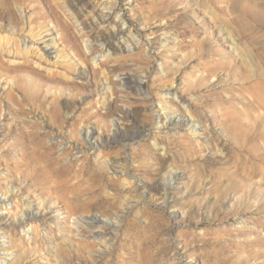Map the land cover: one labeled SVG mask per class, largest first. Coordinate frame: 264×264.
Wrapping results in <instances>:
<instances>
[{
  "label": "rangeland",
  "instance_id": "obj_1",
  "mask_svg": "<svg viewBox=\"0 0 264 264\" xmlns=\"http://www.w3.org/2000/svg\"><path fill=\"white\" fill-rule=\"evenodd\" d=\"M19 1L0 8V36L15 38L0 50L13 69H0V264H122L131 247L154 264H264V175L249 174H264V139L250 157L234 136L259 112L264 0ZM127 74L138 88L120 86ZM168 89L179 99H162ZM9 91L23 113L8 115ZM29 123L66 151L64 192L31 158Z\"/></svg>",
  "mask_w": 264,
  "mask_h": 264
},
{
  "label": "bare ground",
  "instance_id": "obj_2",
  "mask_svg": "<svg viewBox=\"0 0 264 264\" xmlns=\"http://www.w3.org/2000/svg\"><path fill=\"white\" fill-rule=\"evenodd\" d=\"M212 1L215 2V0H212ZM19 2H20L19 0H0V8H6L7 9V8H9L11 6L18 5ZM195 2H197V0ZM0 19H1V13H0ZM21 22L22 21H20L19 19L14 20V24H16L17 26H20ZM28 22L31 25V20L28 21ZM17 30L19 32L23 33V34L25 33V31L23 29V25H21V28L19 27ZM33 30L34 29L30 27V31L29 32L27 31L28 34H29L27 36H34V35H36L38 38H42L41 37V35H42L41 33H35L34 34V31ZM3 31L4 30H2V28H0V35L2 34L1 32H3ZM117 31H119V33L120 32L122 33V30L121 29H118ZM224 32L226 33V37L231 38V36L229 35V32H227V30L224 31ZM12 37L13 36H11V38ZM11 38L9 39L6 36H0V50H1V52L8 51V46L7 45L10 42ZM233 40L232 39L230 40L232 45L235 44ZM24 42H25V40H24ZM53 48H55V51L58 52L57 53L58 56H62L61 53H60V51H58V46H56V44H54ZM40 51H42V53L44 52V55L45 54L53 55V53L55 52V51H53L51 49V47L49 46V43L43 44L42 45V49H40ZM26 52H28V51H26ZM1 56H3V55H1ZM39 58H42V56H39ZM63 58H64V55H63ZM63 60H65V59H63ZM0 69L3 70L4 72H9V71H12L13 70L9 66H7V64H6L5 61H3L1 59H0ZM139 84L140 83L138 81L132 79L130 77V75H128V74L120 82V86H123V87H126V88H131V89L132 88H134V89L135 88H138ZM14 85L16 86V84H14ZM256 89H259V92L258 91L256 92L257 100H255L254 103H255L256 109H259V112H257V114L255 116H253V121H252V124L250 126V129L252 130V131H250L251 132V135L248 134L249 137H247V135H244L245 136L244 138H240V136H238L237 133L234 134L235 137H237V138L239 137V140L243 144V146L240 149L245 150L246 152H248L250 157L252 155H254L253 153H251L252 152L251 151V147L254 144H256V142H255L256 141L255 140V136L256 135H259L260 138H263L264 139V110L263 111L260 110V109H263L262 104H264L263 103L264 101L262 100V95L264 93V84L263 83L258 84V86H256ZM5 97H6L7 101L10 103V104L8 103L6 105V109L8 111V115H11V114L12 115L13 114L16 115V114L23 113V105L16 98V96H14L13 92H11V91L7 92L5 94ZM161 98L162 99H169V98H171L173 101H176L177 99H179V96H178V94L175 91L168 89L167 91L163 92ZM11 104L14 105V106H17L18 110L12 108L11 107ZM159 104L162 106V108H164V109L167 108L166 106L163 105V102L162 103H159ZM34 111H35V109L32 108V112L31 113H36L37 110L35 112ZM169 114H170L169 116H171L173 114V110L172 109H171V113H169ZM48 116H49L50 120L52 122H54V123L58 122V120H59V116L54 115L53 112H52V110H50V112L48 113ZM234 116L236 117V115L228 116L225 119V121H228V122L234 121L233 120V119H235V118H233ZM245 116H247V114ZM172 121H175V119L174 118H170L169 119V122H172ZM237 122H238V119H237ZM238 125H239V123H238ZM225 126H226V129H227V125H225ZM197 127H198V123H192V121H189L187 123V128H189V130H191L192 132H193L192 128H197ZM241 127L242 128L243 127L248 128L247 125H245V124H242ZM241 127L238 126L237 129L238 130L240 129V131H241V129H242ZM27 128L29 129V132H30V133H28L29 134L28 135L29 136V138H28L29 148L31 149V151L33 153V155H31V158H34V161L37 162V163H39V161H42L45 164V166L48 168V170H49L48 171L49 177L47 178V180L45 181V183L47 182L48 185L49 184H52V190H53V193L54 194H57L56 191H59V190L62 191V192H64L66 190L67 186H68V183H69V178H70L69 177V171L71 169V165H69L68 163L64 162V156L66 155V151H62L59 154L55 155L56 143H52L50 145H47L45 143V141H44V138H43L46 135V133L43 132V131H41V132L36 131V129L38 128V125L37 124H34V123H31L30 124L29 123V125H28ZM40 129H42V128H40ZM115 129H116V134H118V136L116 135L115 139L121 140L120 139L121 138V134H119L120 128L119 127H116ZM88 130L89 129H87L86 137H87L88 141L90 142L89 149L90 150H95V149L102 148L103 142H96V141L94 143L91 142V140H90V134H89V131ZM73 131L76 132V134L78 136H80L81 131H79L77 128L73 129ZM254 132H256L257 134H254ZM246 134H247V132H246ZM261 148H262V150H261V154H262V153H264V143L262 144ZM257 154H259V153H257ZM98 156H99V153H98L97 157ZM260 159L261 158H257L255 160L258 161ZM114 171H116L117 173H121L122 175H126L127 174L124 171H122V172L119 171V170H114ZM245 173H247V171H245ZM249 174H251V175L252 174H255V175H258L260 177H261V175H264L262 168L260 170H255V169L250 170V173ZM168 183L171 186V181L168 182ZM230 184H231V182H230ZM37 198H38V205L41 206L43 204V202H44V199H42L40 197H37ZM1 202H2V205H6L7 204V202L5 200H2ZM27 209L28 210L30 209V205L27 207ZM28 212H29L28 213L29 216H32L33 213L30 212V211H28ZM94 220H95V216L94 215L89 216L87 219H85L84 224H86V225L91 224ZM109 224H110L109 231H113V232L116 231V229H114V228L118 225V222H113V223L110 222ZM96 238L97 237L95 236L94 239H96ZM101 238H103V237H100V238L98 237V239H101ZM85 248L86 249H84V251L87 250V247H85ZM126 248H129V246L127 247V245H125V243H123L122 241H120V243L117 244L115 247L111 248V250L109 252H107V253L105 252L107 254V258H109L110 261H111L110 263H114L116 261H119L118 257H119L120 250L125 249V251H127ZM131 248H133L134 250H132L131 253H128L127 254L128 257L127 258H123L122 260L120 259L122 264H133V263H135V264H154L155 263V260L153 259L154 257L153 256L151 257L150 256V253H148L146 251L145 252H142L141 249H140V247L139 248L138 247L137 248L131 247ZM106 254H103V255H106ZM101 259H106V258H103L102 257ZM99 262H102V261H99Z\"/></svg>",
  "mask_w": 264,
  "mask_h": 264
}]
</instances>
